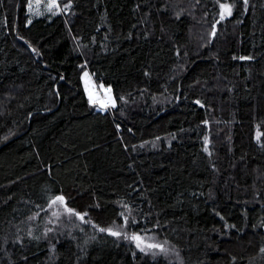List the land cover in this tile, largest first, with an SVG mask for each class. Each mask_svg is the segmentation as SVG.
<instances>
[{
	"label": "trees",
	"instance_id": "16d2710c",
	"mask_svg": "<svg viewBox=\"0 0 264 264\" xmlns=\"http://www.w3.org/2000/svg\"><path fill=\"white\" fill-rule=\"evenodd\" d=\"M57 1L0 0V264H264V0Z\"/></svg>",
	"mask_w": 264,
	"mask_h": 264
},
{
	"label": "rangeland",
	"instance_id": "374dc122",
	"mask_svg": "<svg viewBox=\"0 0 264 264\" xmlns=\"http://www.w3.org/2000/svg\"><path fill=\"white\" fill-rule=\"evenodd\" d=\"M59 12L58 1L57 0H28L27 14L29 17L28 21L34 18H51ZM87 73V75H85ZM82 75V81L84 85V90L89 99V102L96 104L97 107L102 109H108L113 105V98L109 88L99 85L95 80L93 75L86 71ZM60 204L57 201L56 204ZM58 206H54L53 211L56 212Z\"/></svg>",
	"mask_w": 264,
	"mask_h": 264
},
{
	"label": "snow or ice",
	"instance_id": "6c2138e0",
	"mask_svg": "<svg viewBox=\"0 0 264 264\" xmlns=\"http://www.w3.org/2000/svg\"><path fill=\"white\" fill-rule=\"evenodd\" d=\"M248 0H244V3L247 4ZM220 8H221V13H220V19L223 20L225 18V14H227L228 16H230L232 14V9L231 7L225 5L224 3H220ZM31 21H29L30 23ZM217 23H219V21H217ZM212 35H215V32L212 33ZM241 59H245L244 57H241ZM85 75H87V73H85ZM198 103V102H197ZM57 201H60L61 203L64 201V197L63 196H57L55 197L54 200H52V204H56ZM53 215H56V213H53ZM81 220H83V216L79 217ZM99 231L104 232L107 231L108 234L113 235V236H117L119 237L121 235V233L119 231H113L111 228L109 229H105V228H99ZM132 240L137 241V246L139 247L140 243H141V238L139 236H132L131 237ZM149 249H153V248H159L161 251H165V249L163 248L162 245H158V244H148L146 246ZM144 249H141V251H143ZM261 252H264V249H261Z\"/></svg>",
	"mask_w": 264,
	"mask_h": 264
},
{
	"label": "water",
	"instance_id": "95a60500",
	"mask_svg": "<svg viewBox=\"0 0 264 264\" xmlns=\"http://www.w3.org/2000/svg\"><path fill=\"white\" fill-rule=\"evenodd\" d=\"M204 151L209 154V142H208V137L206 138V141L204 142Z\"/></svg>",
	"mask_w": 264,
	"mask_h": 264
}]
</instances>
